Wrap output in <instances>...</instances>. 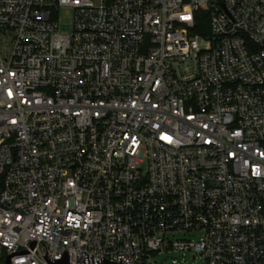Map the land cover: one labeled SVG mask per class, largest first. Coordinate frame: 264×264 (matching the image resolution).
<instances>
[{
  "label": "built area",
  "instance_id": "2783aa9c",
  "mask_svg": "<svg viewBox=\"0 0 264 264\" xmlns=\"http://www.w3.org/2000/svg\"><path fill=\"white\" fill-rule=\"evenodd\" d=\"M173 250L264 264V0H0V260Z\"/></svg>",
  "mask_w": 264,
  "mask_h": 264
},
{
  "label": "rangeland",
  "instance_id": "374dc122",
  "mask_svg": "<svg viewBox=\"0 0 264 264\" xmlns=\"http://www.w3.org/2000/svg\"><path fill=\"white\" fill-rule=\"evenodd\" d=\"M61 17L65 22H70L71 16L67 12H62ZM197 239L196 236H192L189 234L186 235H177L175 237H170L172 241H186V240H194ZM173 260H178V264H192L194 263L192 260V256L189 254H183L178 251H167L160 254H155L153 257V262L155 264H173ZM196 264H202L201 261H196ZM0 264H4V261H0Z\"/></svg>",
  "mask_w": 264,
  "mask_h": 264
},
{
  "label": "water",
  "instance_id": "95a60500",
  "mask_svg": "<svg viewBox=\"0 0 264 264\" xmlns=\"http://www.w3.org/2000/svg\"><path fill=\"white\" fill-rule=\"evenodd\" d=\"M69 252H64L61 259L54 260L51 264H72L70 263V256L68 255ZM10 256L7 257L5 264H10ZM82 264H127L122 259L120 262H110L105 258H101L99 260H93L88 255H85V260Z\"/></svg>",
  "mask_w": 264,
  "mask_h": 264
},
{
  "label": "trees",
  "instance_id": "16d2710c",
  "mask_svg": "<svg viewBox=\"0 0 264 264\" xmlns=\"http://www.w3.org/2000/svg\"><path fill=\"white\" fill-rule=\"evenodd\" d=\"M0 261H4V259H1Z\"/></svg>",
  "mask_w": 264,
  "mask_h": 264
}]
</instances>
